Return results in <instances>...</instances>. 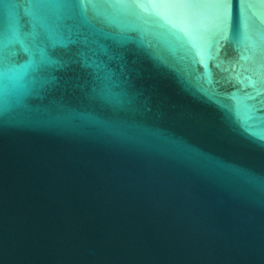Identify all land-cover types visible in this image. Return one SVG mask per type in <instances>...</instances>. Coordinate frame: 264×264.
I'll return each mask as SVG.
<instances>
[{"label":"water","instance_id":"obj_1","mask_svg":"<svg viewBox=\"0 0 264 264\" xmlns=\"http://www.w3.org/2000/svg\"><path fill=\"white\" fill-rule=\"evenodd\" d=\"M0 264H264V0H0Z\"/></svg>","mask_w":264,"mask_h":264}]
</instances>
